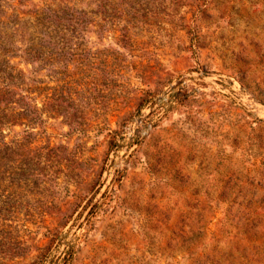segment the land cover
Masks as SVG:
<instances>
[{
	"label": "rangeland",
	"instance_id": "374dc122",
	"mask_svg": "<svg viewBox=\"0 0 264 264\" xmlns=\"http://www.w3.org/2000/svg\"><path fill=\"white\" fill-rule=\"evenodd\" d=\"M31 3L80 17L4 130L0 264H264V0H0V35H60Z\"/></svg>",
	"mask_w": 264,
	"mask_h": 264
},
{
	"label": "trees",
	"instance_id": "16d2710c",
	"mask_svg": "<svg viewBox=\"0 0 264 264\" xmlns=\"http://www.w3.org/2000/svg\"><path fill=\"white\" fill-rule=\"evenodd\" d=\"M31 5L33 9L26 10V14L34 21L25 25L15 23L7 27L15 31L25 29L45 34L52 32L61 36L53 39L43 36L16 38L0 35V169L3 152H8L10 160L14 153V141L4 142V130L8 129L14 133L15 126L21 125L26 128L24 130L26 137L33 135L29 128L38 120L39 111L32 105L34 100L31 96L32 86L44 83L37 75L50 66L48 57L51 46L57 47L56 56H64L66 41L62 33L70 29L68 22L80 17V14L76 15L77 9H70L68 6L55 10L50 7L35 8L33 3ZM72 31H75L74 28ZM64 67L66 63L60 64L61 69ZM28 176L30 174L25 172V178Z\"/></svg>",
	"mask_w": 264,
	"mask_h": 264
}]
</instances>
